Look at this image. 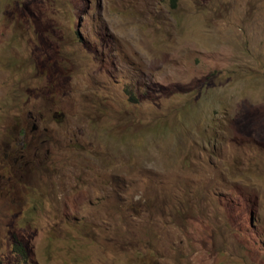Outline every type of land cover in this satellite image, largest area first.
<instances>
[{
  "label": "rangeland",
  "instance_id": "1",
  "mask_svg": "<svg viewBox=\"0 0 264 264\" xmlns=\"http://www.w3.org/2000/svg\"><path fill=\"white\" fill-rule=\"evenodd\" d=\"M264 264V0H0V264Z\"/></svg>",
  "mask_w": 264,
  "mask_h": 264
},
{
  "label": "trees",
  "instance_id": "2",
  "mask_svg": "<svg viewBox=\"0 0 264 264\" xmlns=\"http://www.w3.org/2000/svg\"><path fill=\"white\" fill-rule=\"evenodd\" d=\"M178 0H171L172 6L176 7ZM14 252L19 256V260L13 264H38L35 260L30 257L27 248L23 245H16Z\"/></svg>",
  "mask_w": 264,
  "mask_h": 264
}]
</instances>
